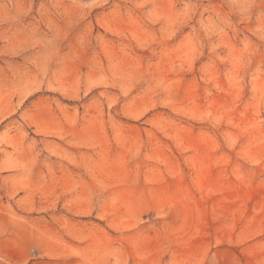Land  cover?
Returning a JSON list of instances; mask_svg holds the SVG:
<instances>
[{"label": "rangeland", "instance_id": "374dc122", "mask_svg": "<svg viewBox=\"0 0 264 264\" xmlns=\"http://www.w3.org/2000/svg\"><path fill=\"white\" fill-rule=\"evenodd\" d=\"M0 264H264V0H0Z\"/></svg>", "mask_w": 264, "mask_h": 264}]
</instances>
